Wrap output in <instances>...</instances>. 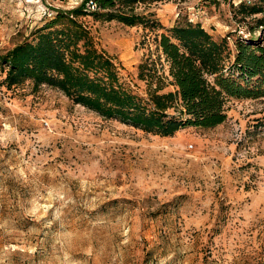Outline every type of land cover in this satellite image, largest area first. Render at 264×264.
Wrapping results in <instances>:
<instances>
[{
	"label": "rangeland",
	"instance_id": "1",
	"mask_svg": "<svg viewBox=\"0 0 264 264\" xmlns=\"http://www.w3.org/2000/svg\"><path fill=\"white\" fill-rule=\"evenodd\" d=\"M84 1L0 0V57ZM245 1L256 0L140 5L147 26L80 22L124 88L146 98L153 72L166 78L161 93L174 91L158 40L179 23L227 38L240 78L235 43L262 39L236 16ZM5 77L0 65V264H264V98L231 100L225 123L163 138L48 86L8 89Z\"/></svg>",
	"mask_w": 264,
	"mask_h": 264
},
{
	"label": "trees",
	"instance_id": "2",
	"mask_svg": "<svg viewBox=\"0 0 264 264\" xmlns=\"http://www.w3.org/2000/svg\"><path fill=\"white\" fill-rule=\"evenodd\" d=\"M163 1L85 0L71 12L56 13L36 31L32 42L0 57L6 69L4 85L8 89L26 82H32L35 89L48 86L104 119L163 138L189 127L213 129L225 123L231 100L264 98V0L238 6L236 16L254 23L249 33L262 31V39L252 35L255 42L235 43L233 67L240 70V78L227 70L231 55L227 38L215 40L201 24L179 23L158 40L174 91L161 93L166 78L155 72L150 77L156 79V87L150 83L146 98L124 88L115 63L96 47L80 18L147 26L154 21L137 8Z\"/></svg>",
	"mask_w": 264,
	"mask_h": 264
},
{
	"label": "built area",
	"instance_id": "3",
	"mask_svg": "<svg viewBox=\"0 0 264 264\" xmlns=\"http://www.w3.org/2000/svg\"><path fill=\"white\" fill-rule=\"evenodd\" d=\"M45 15L52 16L53 14L45 12Z\"/></svg>",
	"mask_w": 264,
	"mask_h": 264
}]
</instances>
